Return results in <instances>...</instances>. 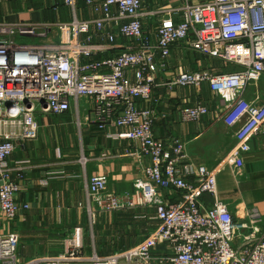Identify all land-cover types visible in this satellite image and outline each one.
Instances as JSON below:
<instances>
[{"label": "built area", "instance_id": "2783aa9c", "mask_svg": "<svg viewBox=\"0 0 264 264\" xmlns=\"http://www.w3.org/2000/svg\"><path fill=\"white\" fill-rule=\"evenodd\" d=\"M149 1V2H146ZM84 0L94 18L78 21L75 0H62L71 10L69 23L0 22V217L14 222L27 204L16 195L30 161L9 159L18 146L38 137L37 116H61L80 100L88 101L97 131H126L120 140L135 144L127 155L147 158L134 191H107L105 175L86 182L89 218L136 208L154 211L157 226L141 242L108 256L86 254L82 229L74 228L62 250L53 256L22 261L16 255L18 237L0 233V264H264V231L254 210L247 221H235L217 199L216 175L225 167L243 168L242 156L264 125V95L246 99L251 85L264 78V0ZM166 4V5H165ZM154 25L152 40L144 26ZM59 33L54 40L53 31ZM120 53L99 58L118 46ZM105 41L106 44L100 43ZM185 46L201 58L230 64L233 71L169 72L171 49ZM206 85L218 99L215 121L233 130L234 147L213 169L195 164L180 138L163 142L154 136L160 97L176 89ZM182 124L198 123L210 113L202 102L177 106ZM78 119V129L86 126ZM84 165L86 160L82 159ZM179 194L170 203L167 196ZM213 199L205 209L202 196ZM95 207L92 208L93 206ZM165 247L168 254L154 257Z\"/></svg>", "mask_w": 264, "mask_h": 264}, {"label": "crops", "instance_id": "0c3cea01", "mask_svg": "<svg viewBox=\"0 0 264 264\" xmlns=\"http://www.w3.org/2000/svg\"><path fill=\"white\" fill-rule=\"evenodd\" d=\"M18 2L20 1L9 2L10 11L3 9L0 13V22L69 23L73 19L71 10L62 0H30L32 5L29 7ZM75 2V17L78 21L95 17L85 6L84 0ZM165 3L176 4L175 0H167ZM144 30L148 34L147 24ZM149 32L154 40L153 21ZM58 35L59 33L54 30L50 38L54 40ZM100 43L106 44L105 41ZM117 43L116 48L107 49L98 57L113 56L128 45V42L121 38H118ZM188 51L182 45L171 49L169 72L192 71L187 66V61H184ZM216 62L212 60L211 65L220 64ZM262 82L264 78L253 85L255 91ZM156 94L160 100L156 107L158 114L154 127L155 138L170 142L171 138L178 137L185 143L187 154L195 164L204 165L208 169L215 168L228 155L235 142L233 130L225 127L220 121H215L217 106L211 108L209 105L213 95L208 87L203 85L198 89H176L171 94L159 89L156 90ZM257 98H260L257 94L249 95L247 91L248 101L253 102ZM198 102L209 107V115L198 123L182 124L177 106L180 103L190 105ZM80 105L77 115L73 108L61 115L68 121L69 117L72 119L71 123L67 124L55 123L54 117H51L53 120L51 122L49 119L51 115H38L41 127L37 139L18 146L9 159L10 165L15 160H28L31 165L25 173L24 180L20 182L21 188L16 195L17 203L27 204L29 209L21 211L14 222L6 226L0 217V233L17 234L16 255L22 261L59 253L66 240L61 239L64 237H60L58 229L71 225L82 229L84 252L86 253V247L89 245L91 250L86 254L95 253L101 257L138 244L157 226L154 211L148 208L112 212L104 220L100 216L102 213H96V217L99 218L95 217V220L89 218L85 206L86 182L89 178L105 175L108 180V192L132 193L134 181L143 177V169L149 165V160L126 154L128 150L132 151L135 144L117 138L118 134L126 131L125 129L109 127L106 131L100 132L94 125H89L92 120L89 113L90 104L88 101L80 100ZM77 119L82 124L85 119L89 121L86 126L78 129ZM72 134L74 140L71 141ZM51 143L52 146L55 144V149L51 147ZM83 158L86 160L84 165ZM242 161V169L233 170L225 167L216 175L217 199L227 205L235 221H247L253 210L257 212L260 217L258 229L263 232L264 125L250 141V151L242 156ZM164 196L170 203L176 202L179 198L178 193ZM201 200L205 209L213 205L210 196L204 195ZM92 208L95 210L94 206ZM81 212L85 213L87 222L82 218ZM84 220L87 225L82 227L80 224ZM73 230L69 231V238ZM166 254L168 251L164 246L153 252L154 257Z\"/></svg>", "mask_w": 264, "mask_h": 264}, {"label": "rangeland", "instance_id": "374dc122", "mask_svg": "<svg viewBox=\"0 0 264 264\" xmlns=\"http://www.w3.org/2000/svg\"><path fill=\"white\" fill-rule=\"evenodd\" d=\"M14 1V0H13ZM12 0H0V13L3 11V9L5 8V10H8L9 9V7H10V4H9V2H13ZM22 4L23 3H25L24 5L25 6H27V7H29L30 5H32V4H30V0H19ZM15 2H16V0H15ZM20 2H18L19 4H20ZM17 3V4H18ZM15 7H16V5H15ZM21 8H23V6H21ZM10 10H8V12H9ZM151 20H148L147 22H146V24H147V26H150V22ZM186 60H184V61H187V66L193 71V72H197V71H199L200 69H202V68H206V66L207 67H210L209 65H211V62H212V60H209V59H206V58H201V57H199L198 55H196V54H194V53H192V52H190V51H188L187 52V58H185ZM217 63V62H216ZM220 63V62H219ZM211 66H213L212 68H213V70H215L216 72H219V71H229L231 68H234V66L233 65H230V64H226V65H224V63H220V64H215V66L214 65H211ZM248 93H249V95H253V94H257L258 95V97H262V95L264 94V82H262V83H259V87L256 89V91H255V89L253 88V85H251L250 86V88H249V90H248ZM212 96V95H211ZM218 104H219V102H218V99H216L214 96H212V101H211V103L209 104L210 106H211V108H215L216 106H218ZM156 110H157V108H156ZM51 117H54V119H56L55 120V123H63V124H67V123H71V121H72V119H70V117H69V121L67 120V118L65 119V118H63V116H50V120L52 119ZM53 120H51V122H52ZM72 140H74V137H73V134H72V138H71V141ZM50 145V144H49ZM53 145V143H51V147L53 148V149H55V144H54V146H52ZM59 146V145H58ZM71 151L73 150V149H70ZM74 152V151H73ZM72 152V153H73ZM80 159V158H79ZM81 215H82V218H84L85 220L87 219L86 218V215H85V213L84 212H81ZM108 215H109V213H102V214H100V216H102L101 218L104 220V218L105 217H108ZM97 216V214L95 215V217ZM97 218H99V217H96V219ZM94 220H95V218H93ZM85 220L84 221H82L83 222V224H82V222H81V226L82 225H87V220H86V222H85ZM5 226H6V224H5ZM8 227V226H7ZM74 227L75 226H68V227H65V228H60V229H58L59 230V233H60V237H64V238H61L63 241H65V240H69L70 238H69V231L70 230H73L74 229ZM83 227V226H82ZM13 227L11 226L10 227V229H12ZM73 228V229H72ZM84 231H86V228H85V230ZM67 236V237H66ZM61 240V241H62ZM106 243H108V242H106ZM62 244V243H61ZM64 244H65V242H64ZM105 244V243H104ZM90 246L89 245H87V247H86V253H89L90 252ZM18 251H19V249H18Z\"/></svg>", "mask_w": 264, "mask_h": 264}, {"label": "trees", "instance_id": "16d2710c", "mask_svg": "<svg viewBox=\"0 0 264 264\" xmlns=\"http://www.w3.org/2000/svg\"><path fill=\"white\" fill-rule=\"evenodd\" d=\"M233 70H235V67L234 68H231L229 71H233ZM261 81V80H260Z\"/></svg>", "mask_w": 264, "mask_h": 264}]
</instances>
